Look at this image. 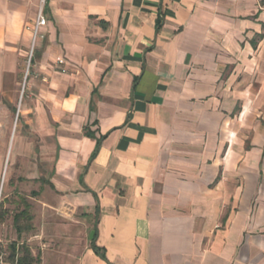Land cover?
Masks as SVG:
<instances>
[{"label": "crops", "instance_id": "1", "mask_svg": "<svg viewBox=\"0 0 264 264\" xmlns=\"http://www.w3.org/2000/svg\"><path fill=\"white\" fill-rule=\"evenodd\" d=\"M10 166L81 213L78 264H264V0H0Z\"/></svg>", "mask_w": 264, "mask_h": 264}, {"label": "rangeland", "instance_id": "2", "mask_svg": "<svg viewBox=\"0 0 264 264\" xmlns=\"http://www.w3.org/2000/svg\"><path fill=\"white\" fill-rule=\"evenodd\" d=\"M26 72L27 66L25 74ZM1 149L6 157L5 144ZM17 168H8L6 181L0 192V203L4 202L3 208L6 211L5 219L0 222V264H9L6 262L10 254L9 246L15 241H25L34 256L40 257L39 264H78L79 256L89 243L90 235L81 213L74 212L69 207L61 208L57 194L49 186L40 189L39 185L20 182L18 177L21 174ZM34 192L38 195H34ZM21 197L28 198L33 221L32 229H26L21 240H18L13 217L24 208L20 202Z\"/></svg>", "mask_w": 264, "mask_h": 264}, {"label": "trees", "instance_id": "3", "mask_svg": "<svg viewBox=\"0 0 264 264\" xmlns=\"http://www.w3.org/2000/svg\"><path fill=\"white\" fill-rule=\"evenodd\" d=\"M20 202L23 204V210L14 214L13 221L17 229L18 240H21L26 229H32L33 215L31 213V204L26 197H21ZM5 219V214L0 204V222ZM26 226H22V225ZM95 252H99L98 248L94 247ZM9 256L6 262L9 264H39L40 257L34 256L30 246L25 241H15L9 246Z\"/></svg>", "mask_w": 264, "mask_h": 264}, {"label": "built area", "instance_id": "4", "mask_svg": "<svg viewBox=\"0 0 264 264\" xmlns=\"http://www.w3.org/2000/svg\"><path fill=\"white\" fill-rule=\"evenodd\" d=\"M47 25V19L46 17L43 15V11L40 10L37 20L35 22V24L33 26H31V28H29V30H31L32 32V46H31V50H30V55H29V60H28V64H27V72L25 74V78H24V84H23V88H22V95L25 91V87L27 84V80L28 77L30 75V68L32 66V58L34 55V50L36 48V44L39 40H43L45 38V35L42 33V28L45 27ZM55 66L61 69L62 73H66L67 72V61L61 58H57L55 60Z\"/></svg>", "mask_w": 264, "mask_h": 264}, {"label": "water", "instance_id": "5", "mask_svg": "<svg viewBox=\"0 0 264 264\" xmlns=\"http://www.w3.org/2000/svg\"><path fill=\"white\" fill-rule=\"evenodd\" d=\"M93 235H94V232H92V234H91V239H93Z\"/></svg>", "mask_w": 264, "mask_h": 264}]
</instances>
